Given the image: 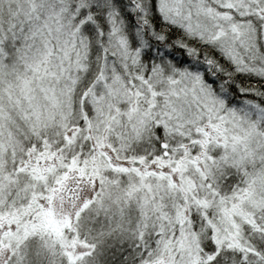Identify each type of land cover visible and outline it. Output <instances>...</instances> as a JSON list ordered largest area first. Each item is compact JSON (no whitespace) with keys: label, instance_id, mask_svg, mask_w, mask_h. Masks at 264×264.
I'll use <instances>...</instances> for the list:
<instances>
[{"label":"snow or ice","instance_id":"1","mask_svg":"<svg viewBox=\"0 0 264 264\" xmlns=\"http://www.w3.org/2000/svg\"><path fill=\"white\" fill-rule=\"evenodd\" d=\"M0 264H264V0H0Z\"/></svg>","mask_w":264,"mask_h":264}]
</instances>
